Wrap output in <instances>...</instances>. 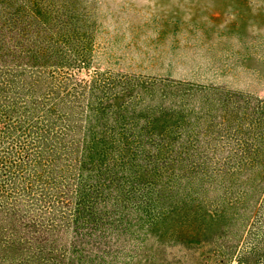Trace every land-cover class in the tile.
<instances>
[{
	"label": "rangeland",
	"instance_id": "rangeland-1",
	"mask_svg": "<svg viewBox=\"0 0 264 264\" xmlns=\"http://www.w3.org/2000/svg\"><path fill=\"white\" fill-rule=\"evenodd\" d=\"M0 264H264V0H0Z\"/></svg>",
	"mask_w": 264,
	"mask_h": 264
}]
</instances>
